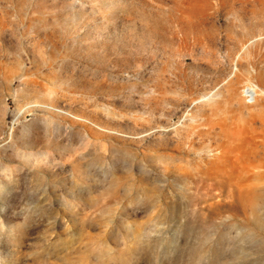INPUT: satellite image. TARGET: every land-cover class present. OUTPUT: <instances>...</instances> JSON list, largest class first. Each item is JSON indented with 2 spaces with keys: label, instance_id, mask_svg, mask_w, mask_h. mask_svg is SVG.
Instances as JSON below:
<instances>
[{
  "label": "rangeland",
  "instance_id": "obj_1",
  "mask_svg": "<svg viewBox=\"0 0 264 264\" xmlns=\"http://www.w3.org/2000/svg\"><path fill=\"white\" fill-rule=\"evenodd\" d=\"M0 264H264V0H0Z\"/></svg>",
  "mask_w": 264,
  "mask_h": 264
}]
</instances>
